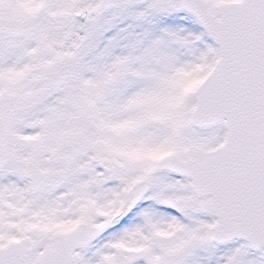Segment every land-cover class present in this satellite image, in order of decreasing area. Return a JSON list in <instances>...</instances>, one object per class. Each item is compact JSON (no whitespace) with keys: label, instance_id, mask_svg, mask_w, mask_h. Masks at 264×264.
Wrapping results in <instances>:
<instances>
[{"label":"snow or ice","instance_id":"6c2138e0","mask_svg":"<svg viewBox=\"0 0 264 264\" xmlns=\"http://www.w3.org/2000/svg\"><path fill=\"white\" fill-rule=\"evenodd\" d=\"M0 264H264V0H0Z\"/></svg>","mask_w":264,"mask_h":264}]
</instances>
